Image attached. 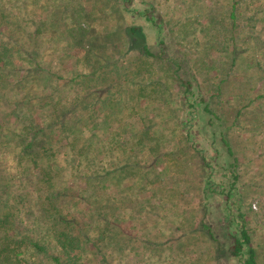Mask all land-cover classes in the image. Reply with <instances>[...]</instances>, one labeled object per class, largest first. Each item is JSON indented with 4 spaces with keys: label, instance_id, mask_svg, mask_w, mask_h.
I'll list each match as a JSON object with an SVG mask.
<instances>
[{
    "label": "rangeland",
    "instance_id": "rangeland-1",
    "mask_svg": "<svg viewBox=\"0 0 264 264\" xmlns=\"http://www.w3.org/2000/svg\"><path fill=\"white\" fill-rule=\"evenodd\" d=\"M0 7L9 28H23L16 34L24 51L13 53L16 72L0 91L29 115L8 127L16 135L30 121L45 145L33 140L37 162L18 166V145L0 139L11 151L0 148V215L9 214L0 243L13 237L23 264H235L225 239L213 241L203 225L219 236L223 210L237 201L264 264V0H0ZM135 26L141 33L130 32ZM205 105L230 127L236 180L225 162L211 160L218 130ZM7 125L0 116V137ZM61 229L81 241L79 260L58 249Z\"/></svg>",
    "mask_w": 264,
    "mask_h": 264
},
{
    "label": "trees",
    "instance_id": "trees-1",
    "mask_svg": "<svg viewBox=\"0 0 264 264\" xmlns=\"http://www.w3.org/2000/svg\"><path fill=\"white\" fill-rule=\"evenodd\" d=\"M232 10H231V16H233V11L236 9L235 5L231 6ZM3 10V7H0V11ZM141 15L144 17L143 19L145 21H153L155 22V18L150 17L147 15L146 11H142L140 12ZM139 13V14H140ZM9 14L8 13H3L0 16V28L3 27V30L1 32L2 34V38L5 37L3 36L4 33L9 34L10 37L13 36L12 41H9L7 39V41L2 40V38L0 37V87L2 89V84H5V77L8 76V73H15L16 70H14L16 68L15 64L13 63V61L11 60V58L13 57V53L14 52H19V56L23 57V53L24 51L22 50L23 48V44L20 43L19 37L16 33L19 32V30L22 32L23 28L21 27V25H19L20 27H15V28H9V24L11 23V20L8 18ZM157 18V16H156ZM233 24V23H232ZM234 25V24H233ZM130 32L132 34L134 33H141L140 32V27H131L130 28ZM142 40L144 41V37H142ZM32 38L30 37V43H32ZM143 43V49H144V53L147 55H151V53L149 52V50L147 49V46L145 44V42ZM35 48V45L33 46ZM162 52H159V55ZM27 54V52H26ZM38 56V53H36L35 51H32L30 55H28L29 57L27 58L28 61H30L32 63V61L34 60V56ZM26 58V57H24ZM11 60V62L9 63L8 60ZM39 69L38 71L40 72H46L47 69L41 67H36V70ZM176 69H179V64H177ZM27 72V71H26ZM47 73V72H46ZM47 76H50V74H47ZM25 85V82H23L22 80L19 81L17 84L14 85V87H19L20 89L23 88V86ZM185 86V85H184ZM185 92L187 93H192V89L190 88V85L185 87ZM5 94L4 92L0 91V101L4 102V105L2 107V110L0 112V116L3 118L7 119V128H8V132L6 133V135L0 137L1 138H5L7 140V142L11 141V146L13 147L14 145H18V147L16 148L17 151L13 152V155L17 156L18 158L16 159L17 161V165L19 166L21 164V162L23 161H27V158H30L31 161L33 162H37L36 158L39 157V155L36 156V153H32L33 150L32 146L34 145L33 140H38L41 143V137L44 138V136H38L40 133H42L43 129H35L34 125L32 123H27L23 128H21V130H19L17 132V134L15 135L10 127L11 122H20L23 123L24 120H28L29 119V115L27 114V110H21V113L19 114V111L21 108H18V101H7V104L5 103ZM9 111H8V109ZM28 108H31L30 106H28ZM62 108H68L67 106L63 105ZM78 109H81L79 107H77ZM65 109V110H66ZM85 107H82V114L85 115L86 111L84 110ZM204 110L206 111V113L210 116V119L212 122L215 123L216 128H217V135H218V140L216 143V146L214 148V154L212 155L211 160L212 161H216L217 163L222 161L225 162L226 164V168L227 171L230 175V177L233 180L237 179V168L239 165V160H238V156L235 154V151L231 145V142L229 140L228 137V130H229V125L225 126L224 125V121L223 119L219 116V114H217V112H215L214 110L210 109L207 105H205ZM65 112V111H64ZM74 112V111H73ZM73 112L71 114H73ZM26 113V114H25ZM63 113V112H62ZM81 115V113H80ZM23 116V117H22ZM75 116V115H74ZM79 117H75V121H78ZM71 123H75L74 121H72ZM24 125V124H23ZM6 126V125H4ZM10 126V127H8ZM2 128V127H1ZM6 128V130H7ZM13 128V126H12ZM3 131V129L1 130ZM11 131V132H9ZM14 134V135H13ZM13 135V136H12ZM16 137V139H14ZM29 138V140H28ZM3 141L0 142V144H2ZM7 142L4 143V145H0V148H2L1 150H5L7 151L8 154H10V149L7 148V145L10 144H6ZM87 143L84 144V146H82L77 153V155H82L84 154L86 151H84V148L86 146ZM41 147H45V145L43 143H41L40 145ZM46 146V149L47 150ZM2 152H0L1 154ZM29 153V154H28ZM55 166V164H54ZM58 167V166H57ZM41 168L43 169V175L46 178H50V173H51V178H52V168L53 165L46 163L45 165H42ZM22 170V169H21ZM55 172H57V169ZM83 178V177H82ZM51 196V195H50ZM228 197V196H226ZM8 213H5L4 216L0 215V227H2V229H4L5 225H7L8 223ZM65 218L62 219V221H64ZM61 222V221H60ZM248 219H247V213L246 211H244L243 205L240 202L234 201L232 203H230V207L229 210H223V217L220 219L219 223H218V228H219V236H215L214 232L212 230L209 229V227L207 225H203L204 228L207 229L208 234L210 235L211 239L213 241H217L219 239V237L222 236L223 239H225V241L228 243V252L231 255L232 258H234V263L235 264H257L256 263V258H255V250L254 248L251 246V230L249 228V223H248ZM4 232V231H2ZM56 233H58L57 235V243H58V249L62 252H65L67 254L73 253L75 251L80 250L81 248V241L79 240L78 236L74 235V234H69L68 231H66V229H61L59 231H57ZM222 233V234H221ZM1 235V233H0ZM13 238V237H12ZM11 236L9 235H5L3 237V241L2 243H0V264H23V259L19 258L18 256L22 253L19 250H16V246H18L19 248H21L20 244L15 243V239H12ZM16 240H18L16 238ZM30 246L34 249L35 252H43L45 253V248L43 247V245H41L39 242H33L31 241ZM73 258L76 260H79L81 257L80 255L75 252V254L73 255ZM53 260L57 263L58 262V257H54ZM25 263V262H24ZM30 264H33L31 262H29Z\"/></svg>",
    "mask_w": 264,
    "mask_h": 264
}]
</instances>
